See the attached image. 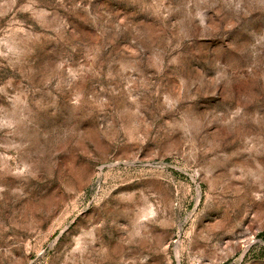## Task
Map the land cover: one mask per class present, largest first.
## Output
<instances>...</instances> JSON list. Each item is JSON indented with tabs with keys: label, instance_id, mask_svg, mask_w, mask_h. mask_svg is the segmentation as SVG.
I'll list each match as a JSON object with an SVG mask.
<instances>
[{
	"label": "rangeland",
	"instance_id": "1",
	"mask_svg": "<svg viewBox=\"0 0 264 264\" xmlns=\"http://www.w3.org/2000/svg\"><path fill=\"white\" fill-rule=\"evenodd\" d=\"M0 264H264V0H0Z\"/></svg>",
	"mask_w": 264,
	"mask_h": 264
}]
</instances>
